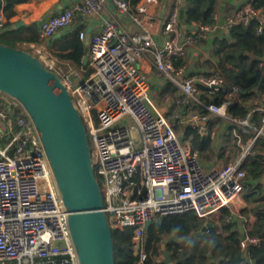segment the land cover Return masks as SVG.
I'll return each mask as SVG.
<instances>
[{
	"label": "built area",
	"instance_id": "obj_1",
	"mask_svg": "<svg viewBox=\"0 0 264 264\" xmlns=\"http://www.w3.org/2000/svg\"><path fill=\"white\" fill-rule=\"evenodd\" d=\"M158 3L76 0L39 26L41 38L49 41L68 30L78 16L94 17L108 10L117 11L138 29L130 32L111 15L98 34L80 31L93 70L83 82L78 83V70L49 69L70 92L84 121L104 212L112 229L132 230L138 264L148 258L143 246L148 223L187 213L210 221L231 210L245 192L244 165L254 154L255 143L264 139L263 117L235 162L206 170L190 142L178 137L175 127L184 126L214 139L217 119L242 133H251L254 126L251 116L229 115L242 103V89L226 79L218 61L201 44L218 31L215 24L185 30L181 21L185 0H174L159 41ZM254 19L260 21L257 33L263 34L264 12L247 0L225 18L222 28L248 26ZM5 22L1 7L0 32ZM182 59L186 62L177 68L175 62ZM201 59L209 62V68L199 66ZM149 70L175 88L166 92L161 107L152 100ZM221 92L217 104L214 97ZM0 100V123L8 127L7 132L0 131V264H80L69 213L33 121L16 99L0 93ZM258 111L264 113V107ZM263 242L264 237L247 235L241 248L246 251ZM163 259L162 255L158 264H164Z\"/></svg>",
	"mask_w": 264,
	"mask_h": 264
},
{
	"label": "trees",
	"instance_id": "obj_2",
	"mask_svg": "<svg viewBox=\"0 0 264 264\" xmlns=\"http://www.w3.org/2000/svg\"><path fill=\"white\" fill-rule=\"evenodd\" d=\"M46 0H7L3 6L5 17V29L0 32V44L15 49H23L24 44L44 45L51 56L61 62L70 63L74 67L87 70L90 76L92 69L89 63H84L87 56V47L80 40L77 29L61 37H53L49 41L41 38L39 26L17 27L18 22L13 21L18 16L17 7L22 4L42 3ZM142 0H131L133 6H137ZM220 0H185V16L182 21L184 27L195 25L212 26L215 24V15ZM252 6L256 10L264 12V0H252ZM260 21L254 19L248 26H235L227 35L217 37L214 40L210 55L218 61L219 67L226 79L242 89V103L233 106L229 115L232 118L245 119L249 115L253 122L258 124L264 117V113L258 111L256 104L258 95L264 94V30L258 34ZM207 42L206 40H203ZM185 60H177L178 68ZM200 67L209 68V62L200 60ZM223 93L217 94L214 102L220 104ZM203 101L209 102L205 96ZM0 100V107L2 106ZM184 135L191 138V146L201 155L213 148L212 139L201 136L196 130L187 127ZM251 138L244 133L243 142ZM7 142V141H6ZM244 170L247 172L245 198L250 206L243 212V216L253 215L256 223L247 225L246 231H242L240 223L234 219L232 212L225 209L218 219L210 220L212 228L199 239L190 243L170 242L167 251L172 255L173 264H264V242L261 245H250L246 251L241 248L242 235L264 237V158L262 156L248 157ZM259 180L253 185L248 180ZM257 187V188H255ZM257 204V205H255ZM204 221L199 220L193 213L167 216L160 218L149 228L143 239V246L148 254L143 264H158L163 255L161 246L165 239L176 237L179 240L190 238L200 231ZM115 246V264H138L139 258L134 255L132 244V230L112 229Z\"/></svg>",
	"mask_w": 264,
	"mask_h": 264
},
{
	"label": "water",
	"instance_id": "obj_3",
	"mask_svg": "<svg viewBox=\"0 0 264 264\" xmlns=\"http://www.w3.org/2000/svg\"><path fill=\"white\" fill-rule=\"evenodd\" d=\"M184 14L182 10L181 19ZM87 60L85 57V64ZM0 93L16 99L33 121L69 213L80 264H115L113 231L104 212L88 133L70 92L38 58L23 49L0 44ZM152 224L148 223L147 228ZM211 228L208 223L190 238L165 239L161 246L162 262L173 264L166 249L168 243H190Z\"/></svg>",
	"mask_w": 264,
	"mask_h": 264
},
{
	"label": "crops",
	"instance_id": "obj_4",
	"mask_svg": "<svg viewBox=\"0 0 264 264\" xmlns=\"http://www.w3.org/2000/svg\"><path fill=\"white\" fill-rule=\"evenodd\" d=\"M75 1L76 0H46L42 3L22 4L17 7L18 16H16L13 21L18 22V24L22 23V25L20 26H29L32 24H36L40 26L47 19L51 18L54 15H57L66 8L70 7L73 3H75ZM173 1L174 0H159V3L155 9L156 18H157L155 27L157 30H160V32L156 37L158 38L159 41H160L159 36H161L163 24H165L171 17V13L173 10ZM6 2L7 0H0V8L1 7L3 8ZM245 2H247V0H220L218 2L217 13H216L217 19L214 25L218 28V31L212 35H209L205 39L207 42L204 41L201 42L202 46L206 49L208 54H210V50L212 49L215 38L225 36L229 32V31H225V29L222 28L224 26L225 18L228 15L234 13L236 10H238L242 5L245 4ZM111 15H114L123 24V26L126 27V29L129 30L130 32H134L138 30L137 27L129 21V19L121 16L117 11L112 12L105 10L103 11V13L96 15L94 17L83 18L81 16H78L75 22L68 30L61 31L57 35L61 37L77 29L86 30V32L89 35L98 34L99 32H101V28L104 21L110 18ZM181 21H183V19H181ZM182 27L190 32H194V28H195L194 26H192L186 29V27H184L183 25ZM28 46L31 48L36 47V45L34 44H29ZM261 67L263 68L264 65ZM153 76H155V78ZM156 77L157 76L154 73H152L151 70L148 71V78L151 80L152 85L154 86L157 85L158 87L157 90H155V92H158L162 95H166V92L175 91V88L171 84L166 83L164 81L160 82L158 79L156 80ZM88 78L89 76L87 75L85 77H81L80 80H78V83H80L81 81L83 82V80ZM157 82H160V84H157ZM169 96L172 97L171 95ZM256 104L259 107H264V94L258 95ZM251 122L254 128L251 130V133H247V134H250L252 137L254 135V129L260 128L262 120L260 123L256 124L253 122V117L251 116ZM214 126L217 127L216 128L218 131L217 136L216 138L212 139L213 142L212 150L207 152V153H211L212 160H210L209 162L205 161L204 163H202L206 170H211L213 168H220L226 164L235 162L238 159L240 153L242 152L243 146L246 145L247 141H249L250 139L249 138L246 142H243L242 139L244 133H242L240 130L233 127L224 120L221 119L215 120ZM180 127H182V135H183L186 127L184 126H180ZM0 131L7 132L8 127H6L4 123H0ZM182 139L189 141L191 144V138L187 139L186 137H183ZM253 151H254L253 155L255 157L262 156L264 158V139L258 140L255 143ZM248 183H253V185H257L260 182L259 180L249 179ZM245 196L246 195L244 193L239 199H237L230 210L234 216V219L240 223V228L242 231H246L245 229L247 228V225L253 226L257 220L256 217L253 215H249L247 217L243 216L244 211L249 210L252 206H254V204L250 206ZM208 223H210V221H204V225Z\"/></svg>",
	"mask_w": 264,
	"mask_h": 264
},
{
	"label": "rangeland",
	"instance_id": "obj_5",
	"mask_svg": "<svg viewBox=\"0 0 264 264\" xmlns=\"http://www.w3.org/2000/svg\"><path fill=\"white\" fill-rule=\"evenodd\" d=\"M23 50L29 52L34 57L38 58L44 64V66L48 69H50L51 67L57 68V69H62V70L74 69V70L80 71L81 77H85L87 75L88 69L82 70L81 68L74 67L70 63L61 62L58 59L52 57L50 52H48V50L46 49L45 44L41 45V46H36L34 48H31L28 45H23ZM153 77L155 78V76H153ZM157 79L158 78L156 77V80ZM158 80L161 82L160 79H158ZM160 82H157V84H160ZM157 88H158L157 85L156 86L152 85V87H151V93H153L152 94V100H153V103H155L156 105L161 107V105L163 103V99L166 97V95H162L158 92H155V90H157ZM123 122L129 123V120L125 119V120H123ZM175 128H176L177 134L179 133L178 137L180 139L185 137L184 134L182 135V127L179 128V126H176ZM199 156H200L202 163H204L205 161L209 162L210 160H212L211 153H205L203 155H201L199 153ZM220 215H218L217 218H219ZM217 218H214V219H217ZM214 219H212V220H214Z\"/></svg>",
	"mask_w": 264,
	"mask_h": 264
}]
</instances>
